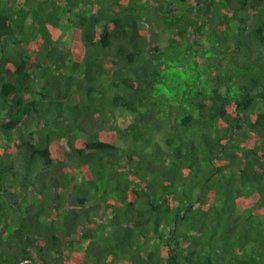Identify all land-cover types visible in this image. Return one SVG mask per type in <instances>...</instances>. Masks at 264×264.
Returning a JSON list of instances; mask_svg holds the SVG:
<instances>
[{
    "label": "trees",
    "instance_id": "1",
    "mask_svg": "<svg viewBox=\"0 0 264 264\" xmlns=\"http://www.w3.org/2000/svg\"><path fill=\"white\" fill-rule=\"evenodd\" d=\"M0 264H264V0H0Z\"/></svg>",
    "mask_w": 264,
    "mask_h": 264
},
{
    "label": "rangeland",
    "instance_id": "2",
    "mask_svg": "<svg viewBox=\"0 0 264 264\" xmlns=\"http://www.w3.org/2000/svg\"><path fill=\"white\" fill-rule=\"evenodd\" d=\"M119 115V114H118ZM130 120H131V117L130 116H119L118 117V120H117V122H118V125L120 126V127H126V125L130 122Z\"/></svg>",
    "mask_w": 264,
    "mask_h": 264
}]
</instances>
